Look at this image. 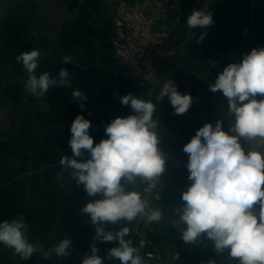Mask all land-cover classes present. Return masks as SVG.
<instances>
[{
    "label": "crops",
    "instance_id": "crops-1",
    "mask_svg": "<svg viewBox=\"0 0 264 264\" xmlns=\"http://www.w3.org/2000/svg\"><path fill=\"white\" fill-rule=\"evenodd\" d=\"M167 1L173 9L160 32L159 50L168 64V79L181 94L190 93L193 98L187 112L179 115L173 113L167 96L155 101L160 88L154 91L145 77H129L114 64L113 0H0V220L23 215L30 242L45 250L67 236L73 242L66 257L53 254L43 259L36 252L26 260L0 244V264H81L91 244H96L101 256L114 246V242L94 241L95 228L80 212L88 200L99 199L100 194L88 197L68 171L63 180H57L61 156H72L70 123L77 114L91 121L89 134L94 144L106 138L104 126L111 119L131 114L130 106L111 99L112 89L122 96L131 92L157 103L159 140L174 149L183 164L188 154L182 145L205 122L214 123L218 115L226 114L227 98L220 90L210 91L209 85L228 63L238 61L253 47L264 46V0ZM193 9L211 11L214 23L190 30L186 18ZM244 27L250 29L245 37L240 34ZM202 31L207 34L197 41ZM34 47L43 57L70 56L72 63L84 69L87 88L94 96L82 102L83 108L80 100L59 85L50 87L41 98L26 92L28 74L15 57ZM41 72L37 69L36 75ZM228 125L223 123L225 130ZM189 183L183 165L165 175L160 199L148 200L162 208L164 215L159 223L142 218L131 222L133 244L139 247L141 240L146 241L140 249L145 264H207L209 260L236 264L234 259L218 255L203 234L195 242H185L174 227L178 217L172 208ZM136 188L139 190L138 184ZM105 264L120 262L106 259Z\"/></svg>",
    "mask_w": 264,
    "mask_h": 264
},
{
    "label": "clouds",
    "instance_id": "clouds-1",
    "mask_svg": "<svg viewBox=\"0 0 264 264\" xmlns=\"http://www.w3.org/2000/svg\"><path fill=\"white\" fill-rule=\"evenodd\" d=\"M213 23L211 11L203 9H193L186 18L190 30ZM206 34L202 31L197 41ZM42 57L41 50L35 47L15 57L28 74L26 92L40 98L52 86H71L67 68H60L55 77L48 71L37 76ZM61 59L68 63L72 60L70 56ZM209 90H220L227 98L230 123L225 130L220 119L205 122L182 145L188 154L190 183L172 208L178 217L173 224L185 242H195L203 234L218 255L234 259L236 264H264V46L253 47L238 61L224 66ZM71 95L79 98L83 108L82 101L87 100L84 92L74 88ZM165 96L177 115L187 112L193 99L190 93L181 94L171 79L162 83L155 101ZM120 102L130 106L131 114L111 119L104 126L106 138L95 144L89 134L91 121L77 114L70 123L68 144L72 156L62 155L59 160L62 171L57 180H63L68 171L77 185H83L88 197L100 194L99 199L88 200L80 209L95 228L93 240L114 242L104 256L98 254L95 243L91 244L81 264H105L106 259H118L120 264H145L140 249L146 241L135 246L128 225L137 218L159 223L164 215L162 208L152 206L136 188L138 183L160 178L165 171V154L158 147L157 103L131 92L121 96ZM113 223L118 227H108ZM27 232L23 215L0 220V244L11 248L22 260L36 252L43 259L70 254V237L45 250L30 242ZM207 264L217 262L209 260Z\"/></svg>",
    "mask_w": 264,
    "mask_h": 264
},
{
    "label": "built area",
    "instance_id": "built-area-1",
    "mask_svg": "<svg viewBox=\"0 0 264 264\" xmlns=\"http://www.w3.org/2000/svg\"><path fill=\"white\" fill-rule=\"evenodd\" d=\"M173 5L167 0H113L112 13V58L114 64L126 75L132 78L145 77L157 91L168 79V64L159 50L161 31L166 19L172 12ZM250 29L244 27L241 36L249 34ZM122 95L117 89H112L110 97L115 103L120 102ZM123 105V104H121ZM128 106V105H124ZM217 119L230 123L226 114H220ZM215 122V121H214ZM158 147L165 154V171L160 178L138 183L147 200H159L160 188L165 182V175L174 171L181 163L174 149L161 143ZM152 257V253L147 254Z\"/></svg>",
    "mask_w": 264,
    "mask_h": 264
},
{
    "label": "water",
    "instance_id": "water-1",
    "mask_svg": "<svg viewBox=\"0 0 264 264\" xmlns=\"http://www.w3.org/2000/svg\"><path fill=\"white\" fill-rule=\"evenodd\" d=\"M264 2V1H263ZM63 57L53 55V57L44 56L42 57L38 69H41L42 71H48L51 76L55 77L57 72L60 68H67L70 73V79H71V86L65 87L61 86L63 90L66 91V93L70 94L74 88L81 89L84 94L87 96V100L85 102H88L94 94L87 88V80L85 78V71L82 67L74 64V63H68L62 61ZM73 98V97H72ZM76 100H79V98H75ZM84 102V101H82Z\"/></svg>",
    "mask_w": 264,
    "mask_h": 264
}]
</instances>
